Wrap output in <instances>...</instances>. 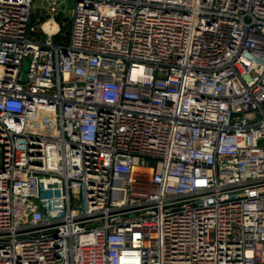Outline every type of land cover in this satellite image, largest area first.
<instances>
[{
	"label": "built area",
	"instance_id": "1",
	"mask_svg": "<svg viewBox=\"0 0 264 264\" xmlns=\"http://www.w3.org/2000/svg\"><path fill=\"white\" fill-rule=\"evenodd\" d=\"M34 4L0 0V264H264V0H75L66 42Z\"/></svg>",
	"mask_w": 264,
	"mask_h": 264
},
{
	"label": "rangeland",
	"instance_id": "2",
	"mask_svg": "<svg viewBox=\"0 0 264 264\" xmlns=\"http://www.w3.org/2000/svg\"><path fill=\"white\" fill-rule=\"evenodd\" d=\"M53 0H35L34 4V12H35V20L37 18L45 19L49 16V12H51V5ZM75 0H57L58 12L57 16H61L65 25L62 27L60 34L65 33L64 29H67L69 25L71 11L74 7ZM66 35V34H65Z\"/></svg>",
	"mask_w": 264,
	"mask_h": 264
},
{
	"label": "trees",
	"instance_id": "3",
	"mask_svg": "<svg viewBox=\"0 0 264 264\" xmlns=\"http://www.w3.org/2000/svg\"><path fill=\"white\" fill-rule=\"evenodd\" d=\"M57 18L62 21V17L61 16H57ZM34 19H35V16H34ZM65 30V33H62V34H59L56 39L57 40H61V41H64L66 42L68 40V36H69V30H70V27L68 25L67 29H64ZM66 34V35H65Z\"/></svg>",
	"mask_w": 264,
	"mask_h": 264
},
{
	"label": "bare ground",
	"instance_id": "4",
	"mask_svg": "<svg viewBox=\"0 0 264 264\" xmlns=\"http://www.w3.org/2000/svg\"><path fill=\"white\" fill-rule=\"evenodd\" d=\"M50 25H53L54 28L57 27V23H55L54 21H51V22H47V23H45L44 27H45L46 29H49Z\"/></svg>",
	"mask_w": 264,
	"mask_h": 264
}]
</instances>
